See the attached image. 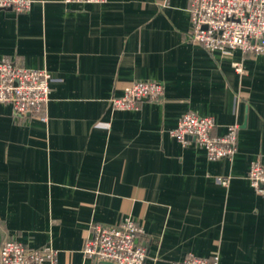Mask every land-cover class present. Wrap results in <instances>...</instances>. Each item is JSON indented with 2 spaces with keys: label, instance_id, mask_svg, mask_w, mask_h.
Masks as SVG:
<instances>
[{
  "label": "crops",
  "instance_id": "crops-1",
  "mask_svg": "<svg viewBox=\"0 0 264 264\" xmlns=\"http://www.w3.org/2000/svg\"><path fill=\"white\" fill-rule=\"evenodd\" d=\"M188 2L0 10V58L51 77L46 121L15 119L0 103V244L49 245L56 264H93L82 253L92 225L130 217L145 264L213 254L264 264V197L247 177L253 160L264 163V56L192 41ZM136 81L161 83V99L114 109L110 99ZM186 112L213 117L216 136L237 124L232 157L209 160L172 137Z\"/></svg>",
  "mask_w": 264,
  "mask_h": 264
},
{
  "label": "built area",
  "instance_id": "built-area-1",
  "mask_svg": "<svg viewBox=\"0 0 264 264\" xmlns=\"http://www.w3.org/2000/svg\"><path fill=\"white\" fill-rule=\"evenodd\" d=\"M66 3H101L105 0H63ZM32 0H0V10L27 12ZM189 38L210 52L239 49L255 57L264 56V0H189ZM236 71L244 73L240 64ZM51 77L45 70L18 66L0 58V103L10 104L15 119L34 115L42 121L44 105L51 91ZM163 85L155 81H136L110 99L114 109H135L142 100L157 101ZM213 117L183 113L170 131L172 137L186 145L190 141L202 147L209 160L230 158L235 153L237 124L228 125L223 135H212ZM247 177L255 193L264 197V163L257 157L250 164ZM223 186L229 177L218 176ZM142 227L130 217L115 224L95 223L86 236L82 253L93 264H145L146 249L138 241ZM0 264H56V250L49 245L31 249L15 240L0 245ZM170 264H219V256L188 255Z\"/></svg>",
  "mask_w": 264,
  "mask_h": 264
},
{
  "label": "trees",
  "instance_id": "trees-1",
  "mask_svg": "<svg viewBox=\"0 0 264 264\" xmlns=\"http://www.w3.org/2000/svg\"><path fill=\"white\" fill-rule=\"evenodd\" d=\"M1 244H2V243H1ZM1 244H0V245H1Z\"/></svg>",
  "mask_w": 264,
  "mask_h": 264
}]
</instances>
